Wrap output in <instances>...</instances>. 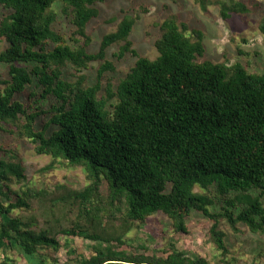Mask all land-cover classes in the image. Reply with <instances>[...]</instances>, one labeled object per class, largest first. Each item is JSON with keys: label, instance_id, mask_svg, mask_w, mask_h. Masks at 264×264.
<instances>
[{"label": "trees", "instance_id": "1", "mask_svg": "<svg viewBox=\"0 0 264 264\" xmlns=\"http://www.w3.org/2000/svg\"><path fill=\"white\" fill-rule=\"evenodd\" d=\"M104 1L0 0V42L7 44L0 51V132L29 140L36 154L83 167L87 181L79 190L28 187L13 148L0 144V250L57 264L45 251L57 252L64 236L94 243L93 255L78 264H211L179 251L138 254L126 237L157 212L175 233H187V219L198 211L212 221L209 239L226 262L220 220L234 233L244 225L264 236V72L201 60L203 32L175 17L160 24L153 59L132 48L129 16L90 53L87 26ZM55 3L73 27L69 35L53 28ZM217 3L224 19L245 9ZM112 44L116 56L137 57L116 86L102 84L114 70L106 59ZM93 61L100 62L96 80L85 86L79 73ZM69 66L73 82L64 78ZM41 116L47 121L37 129ZM51 125L57 128L48 135ZM215 203L219 210L210 208Z\"/></svg>", "mask_w": 264, "mask_h": 264}, {"label": "rangeland", "instance_id": "2", "mask_svg": "<svg viewBox=\"0 0 264 264\" xmlns=\"http://www.w3.org/2000/svg\"><path fill=\"white\" fill-rule=\"evenodd\" d=\"M217 2H223L232 9L241 6L245 9L242 12L231 11L230 17L224 19L220 13L221 5ZM203 5L201 0H105L96 5L98 16L87 26L91 38L87 51L96 52L102 37L113 32L124 16H129L134 20L129 35L132 48L138 55L153 59L157 56L154 43L161 34L160 24L167 18L175 17L178 22L187 24L189 29L203 32L205 53L201 60L228 66L239 62L249 72H264V32L260 28L264 23V0H203ZM61 7L60 3L53 5L56 12L53 28L69 35L73 27L62 13ZM6 46L5 41L0 42V51ZM118 48L117 44H112L106 50V59L112 62L114 70L104 73L103 85L110 81L116 86L118 80L136 61L137 57L129 53L122 57L116 56ZM99 64L100 62L93 61L79 73L85 76V86L95 82ZM5 72L6 65L0 63V74ZM74 74L70 66L64 70V78L68 81L76 80ZM31 90L32 86L26 90L25 98ZM40 104L47 107L49 101L42 100ZM46 121L47 116H41L36 128L40 129ZM56 128L51 125L46 133L49 135ZM0 144L8 149L13 148L11 156L25 167L28 187L53 191L56 186L65 185L79 190L87 183L83 167L36 154L34 145L27 139L0 132ZM102 189L104 190V185ZM210 208L219 210L220 204L215 203ZM186 224L187 233H175L168 217L157 212L126 237L130 239V243L135 247L134 252L138 254L163 256L179 251L190 258H204L211 264H264V236L250 232L244 225H239L242 232L234 233L224 219L220 220L218 228L224 233L228 250L227 260L223 262L220 251L210 241L207 233L212 221L202 213L192 211ZM59 240L61 248L57 252L45 251L48 254V263L78 264L80 258L93 255L94 243L91 241L64 236H59ZM2 261L8 264H31L15 250H0V264Z\"/></svg>", "mask_w": 264, "mask_h": 264}]
</instances>
